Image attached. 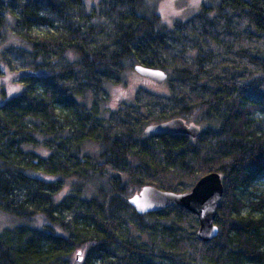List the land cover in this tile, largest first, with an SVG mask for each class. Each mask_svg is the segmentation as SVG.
<instances>
[{"label":"trees","instance_id":"obj_1","mask_svg":"<svg viewBox=\"0 0 264 264\" xmlns=\"http://www.w3.org/2000/svg\"><path fill=\"white\" fill-rule=\"evenodd\" d=\"M86 1L0 0V264H264V191H249L264 179V0L170 25L146 0ZM136 65L164 71L167 93L106 109ZM173 119L198 137L145 134ZM210 173L223 195L209 243L185 209L129 203Z\"/></svg>","mask_w":264,"mask_h":264},{"label":"water","instance_id":"obj_2","mask_svg":"<svg viewBox=\"0 0 264 264\" xmlns=\"http://www.w3.org/2000/svg\"><path fill=\"white\" fill-rule=\"evenodd\" d=\"M139 76L146 77L155 83L162 84L167 75L162 70L145 68L140 65L133 67ZM200 129L195 125H186L181 119H173L157 125H150L145 129V134L185 135L195 139ZM223 195L221 177L210 173L201 177L193 188L186 193H172L145 186L129 199L132 208L140 215L167 209L173 205L185 209L198 219L196 231L197 240L209 243L218 235L214 224L217 209Z\"/></svg>","mask_w":264,"mask_h":264},{"label":"rangeland","instance_id":"obj_3","mask_svg":"<svg viewBox=\"0 0 264 264\" xmlns=\"http://www.w3.org/2000/svg\"><path fill=\"white\" fill-rule=\"evenodd\" d=\"M97 0H87L86 5L88 8L94 6ZM219 0H146V4L149 8H152L157 13L162 21L167 25H170L173 21H186L189 17L197 13V10L203 5H212L218 3ZM8 43L17 44L18 41L14 37L8 40ZM138 88L147 90L153 94L162 95L167 93V84L155 83L154 81L139 76L133 69L125 72L124 83L118 86L109 87L108 98L104 106L107 109L117 108L122 100L132 101L134 93ZM86 152L89 154H95L98 152L96 145L88 144ZM34 152L42 156H46V152H42L41 149H34ZM113 171L110 169L106 170L104 174L105 179H109L113 175ZM68 187L64 189L63 194L66 193ZM251 193H258L264 191V179H260L254 182L249 188ZM249 199H252L250 197ZM12 220L4 215L0 214V231L4 226H10ZM9 228V227H8Z\"/></svg>","mask_w":264,"mask_h":264},{"label":"bare ground","instance_id":"obj_4","mask_svg":"<svg viewBox=\"0 0 264 264\" xmlns=\"http://www.w3.org/2000/svg\"><path fill=\"white\" fill-rule=\"evenodd\" d=\"M197 239V238H196Z\"/></svg>","mask_w":264,"mask_h":264}]
</instances>
